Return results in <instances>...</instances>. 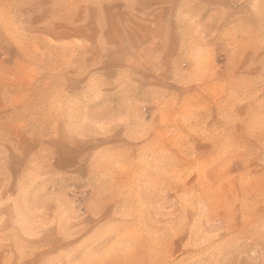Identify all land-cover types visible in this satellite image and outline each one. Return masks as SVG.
I'll use <instances>...</instances> for the list:
<instances>
[{
    "label": "rangeland",
    "instance_id": "obj_1",
    "mask_svg": "<svg viewBox=\"0 0 264 264\" xmlns=\"http://www.w3.org/2000/svg\"><path fill=\"white\" fill-rule=\"evenodd\" d=\"M0 264H264V0H0Z\"/></svg>",
    "mask_w": 264,
    "mask_h": 264
}]
</instances>
